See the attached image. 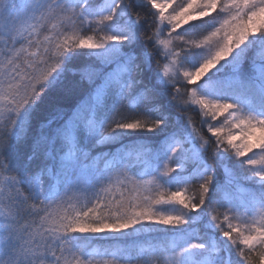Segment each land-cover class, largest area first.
<instances>
[{"label": "snow or ice", "instance_id": "6c2138e0", "mask_svg": "<svg viewBox=\"0 0 264 264\" xmlns=\"http://www.w3.org/2000/svg\"><path fill=\"white\" fill-rule=\"evenodd\" d=\"M0 264H264V0H0Z\"/></svg>", "mask_w": 264, "mask_h": 264}, {"label": "trees", "instance_id": "16d2710c", "mask_svg": "<svg viewBox=\"0 0 264 264\" xmlns=\"http://www.w3.org/2000/svg\"><path fill=\"white\" fill-rule=\"evenodd\" d=\"M193 119H194L195 121H197V122H198V120H199V118H198V117H195V116H193Z\"/></svg>", "mask_w": 264, "mask_h": 264}]
</instances>
